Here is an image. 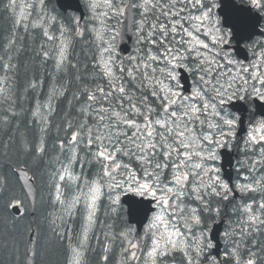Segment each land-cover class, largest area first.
<instances>
[{
  "label": "snow or ice",
  "instance_id": "6c2138e0",
  "mask_svg": "<svg viewBox=\"0 0 264 264\" xmlns=\"http://www.w3.org/2000/svg\"><path fill=\"white\" fill-rule=\"evenodd\" d=\"M57 3L0 0V125L51 169L69 264H264V0Z\"/></svg>",
  "mask_w": 264,
  "mask_h": 264
},
{
  "label": "trees",
  "instance_id": "16d2710c",
  "mask_svg": "<svg viewBox=\"0 0 264 264\" xmlns=\"http://www.w3.org/2000/svg\"><path fill=\"white\" fill-rule=\"evenodd\" d=\"M8 27L10 22L0 19V35H3L4 29ZM24 58L30 61L31 53H26ZM31 67L30 63V75ZM44 71L43 68L39 69L42 78ZM22 138V125L20 131H17L15 124L11 127L0 125V264H24L25 247L32 229L34 264H69L67 257L70 242L67 238V228L62 226L57 212L52 214L54 209L50 203V188L43 185L42 172L45 164H41L37 158L23 150L20 143ZM28 138L31 139V133ZM17 166L27 167L37 182V201L32 216L29 214L28 201L13 171ZM47 178L49 182V175ZM13 200L20 202V215H14L10 211L9 202ZM86 255L87 264H104L102 259L96 257L98 251L92 257L89 252ZM113 258L114 256L110 258L109 263L119 264L118 258L116 261H113Z\"/></svg>",
  "mask_w": 264,
  "mask_h": 264
},
{
  "label": "water",
  "instance_id": "95a60500",
  "mask_svg": "<svg viewBox=\"0 0 264 264\" xmlns=\"http://www.w3.org/2000/svg\"><path fill=\"white\" fill-rule=\"evenodd\" d=\"M61 5L62 8H65V9H69V10H72V9H77L78 8V0H58V3L57 5ZM226 3H227V0H226ZM255 21L253 20L252 23H254ZM237 52L238 54L243 57L245 55L244 53V50L243 49H237ZM234 107V110L236 111H239L241 114H245L246 112V106L242 105V104H236L233 106ZM257 112L258 113H261V114H264V105H261V104H257ZM232 153L228 152L227 150L222 152V162H221V165H222V168H223V173L225 174V176L227 178H230L231 177V169H230V166L232 164ZM229 167V168H227ZM15 174H17V177L20 181V186H22L23 188V191L26 195V198L28 199V202L30 204V210H31V213L33 212L32 209L35 208V196H36V182L35 180L33 181V179L29 176L28 174V170L25 169V168H18L15 170ZM27 174L28 177H30V179L27 181V183L25 182L24 180V174ZM20 207L18 205H13L11 207V211H13L16 215L20 213ZM32 234V233H31ZM29 234V241H28V244L26 246L27 248V251H26V257L24 258V264H33V261L30 259L31 256H30V249H31V240H32V235Z\"/></svg>",
  "mask_w": 264,
  "mask_h": 264
},
{
  "label": "flooded vegetation",
  "instance_id": "af4514ba",
  "mask_svg": "<svg viewBox=\"0 0 264 264\" xmlns=\"http://www.w3.org/2000/svg\"><path fill=\"white\" fill-rule=\"evenodd\" d=\"M89 253H90V255H91V257L93 256V254H96V251H98V256H96V257H99V254H100V252L102 251L101 250V248H100V245H99V243H97V242H94L93 240L91 241V243L89 244ZM94 258V257H93ZM117 258H118V262H119V255L117 254L116 256H114V258H113V261L115 260H117ZM112 261V262H113ZM109 264H111V263H109Z\"/></svg>",
  "mask_w": 264,
  "mask_h": 264
},
{
  "label": "rangeland",
  "instance_id": "374dc122",
  "mask_svg": "<svg viewBox=\"0 0 264 264\" xmlns=\"http://www.w3.org/2000/svg\"><path fill=\"white\" fill-rule=\"evenodd\" d=\"M71 258V257H70Z\"/></svg>",
  "mask_w": 264,
  "mask_h": 264
}]
</instances>
